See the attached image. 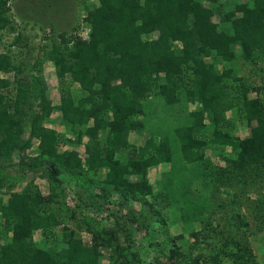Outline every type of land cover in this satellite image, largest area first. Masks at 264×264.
I'll return each mask as SVG.
<instances>
[{
    "label": "trees",
    "instance_id": "trees-1",
    "mask_svg": "<svg viewBox=\"0 0 264 264\" xmlns=\"http://www.w3.org/2000/svg\"><path fill=\"white\" fill-rule=\"evenodd\" d=\"M83 1L86 36L61 32L44 49L59 81L56 103L47 96L41 74L24 75L23 63L16 64L10 50L0 53V160L35 143L32 163L21 158L20 165H47L55 180L62 169L104 170L101 183L119 194L121 202L150 197V205H172L186 223L211 211L215 181L230 189L261 183L264 103L233 80L228 62L237 55L264 61V0H252V5L240 0L228 11L204 4L218 0ZM216 13L223 26L212 20ZM14 23L10 0H0V30L13 32ZM154 31L158 36L151 38ZM77 87L81 94L74 95ZM233 109L250 126L249 135L240 137L228 129L227 113ZM53 110L71 135L61 138L46 123ZM26 126L29 138L22 140ZM130 132H146L144 143L129 142ZM63 140L67 147L59 151ZM80 144L85 157L76 149ZM207 149L225 166L209 163L197 180L191 167L205 161ZM164 164L169 168L154 189L150 172ZM97 195L107 198L105 187ZM49 202L31 183L0 199V264H101L102 250L113 240L105 230L93 234L90 245L70 229L62 232L61 244L34 240V230L55 239L59 221ZM253 202L263 215V196ZM193 235L197 240L200 233ZM220 239L221 248L203 258L205 262L257 264L250 245L235 232L222 231ZM170 252L183 257L172 248ZM118 254L123 264H134L138 257L135 251ZM199 257L169 264H199Z\"/></svg>",
    "mask_w": 264,
    "mask_h": 264
},
{
    "label": "rangeland",
    "instance_id": "rangeland-1",
    "mask_svg": "<svg viewBox=\"0 0 264 264\" xmlns=\"http://www.w3.org/2000/svg\"><path fill=\"white\" fill-rule=\"evenodd\" d=\"M218 0V4L204 2L205 5L215 8L221 6L225 11L233 8L240 0ZM252 5V0H242ZM10 8L14 20L15 31L0 30V53L10 50L16 64L23 63L24 75L30 72L41 74L47 87L46 94L52 103L58 100V79L55 70L46 58L44 49L50 47V43L61 32L70 34L77 32L86 36V24L83 17L86 15L83 0H10ZM212 20L220 25V14H215ZM225 23H221L223 26ZM220 25V26H221ZM17 33L19 42L13 40ZM151 38L158 36V31L149 35ZM45 47V48H44ZM21 60V61H20ZM38 61L36 66L33 63ZM228 67L234 69L235 82H241L249 97L261 96L264 103V61L245 60L240 56H234V60L228 62ZM1 75L12 78V73ZM74 95L81 94L79 87L73 89ZM232 92V96H237ZM38 100H35V103ZM37 111L38 107L34 106ZM230 118L229 130L240 137L250 134V126L239 117L235 109L227 113ZM46 123L54 128L61 138L72 133L67 132L61 120L60 114L53 110ZM157 122V119H155ZM23 139L29 138V127H25ZM147 133L130 132L128 140L134 144H143ZM87 140L83 138V142ZM34 143V142H33ZM67 146L61 141L58 150ZM83 144L76 146L81 157H85ZM37 147L34 143L26 149H14L6 160H0L3 169L0 170V178L4 186L0 187V199H6L10 191L20 190L27 183L40 192L50 197L49 211H51L59 223L53 230V236H43L39 230H34L33 237L37 243H51L56 240L61 244L62 232L71 230L73 235L81 239L86 245L91 244L92 235L95 233L109 232L113 234L111 244L102 250L101 264H123L119 252L126 256L135 251L138 254L134 264H169L171 260H189L199 257V264H210L203 258L221 248V233H234L237 238L247 242L254 255L255 263L264 264V213L255 209L257 198L263 196L264 180L258 185H249L245 189L225 188L218 181L213 187V204L211 211L202 220L191 223L183 222L179 212L168 204H151L152 199L136 196L121 202V196L111 192V187L101 183L104 178V170L100 172L84 171L69 172L62 169L55 180L49 174L47 165L35 167L22 166L19 160L32 163L31 158L37 155ZM118 156V155H117ZM205 161L194 164L191 167L195 179L204 177L203 168L212 163L213 166H225L220 157L214 155L213 149L205 151ZM119 157V156H118ZM169 168L167 164L159 165L150 172L154 189L158 186L160 174ZM102 187L107 191V198L98 196L102 194ZM244 187V186H243ZM244 193H242V192ZM234 199L236 206L232 204ZM240 216L238 218L236 215ZM241 220L245 222H241ZM1 228V225H0ZM194 232H199L196 240ZM7 239V238H6ZM181 252L183 257L174 258L170 249ZM226 264H231L227 259Z\"/></svg>",
    "mask_w": 264,
    "mask_h": 264
}]
</instances>
